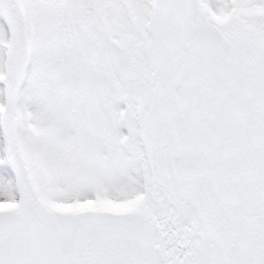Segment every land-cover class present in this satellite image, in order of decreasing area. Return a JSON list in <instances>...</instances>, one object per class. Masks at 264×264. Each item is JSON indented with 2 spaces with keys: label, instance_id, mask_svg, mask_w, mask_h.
I'll return each instance as SVG.
<instances>
[{
  "label": "snow or ice",
  "instance_id": "obj_1",
  "mask_svg": "<svg viewBox=\"0 0 264 264\" xmlns=\"http://www.w3.org/2000/svg\"><path fill=\"white\" fill-rule=\"evenodd\" d=\"M0 264H264V0H0Z\"/></svg>",
  "mask_w": 264,
  "mask_h": 264
}]
</instances>
